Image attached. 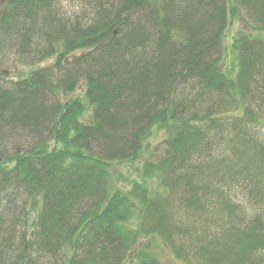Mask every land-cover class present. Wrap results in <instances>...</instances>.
<instances>
[{
  "label": "trees",
  "instance_id": "16d2710c",
  "mask_svg": "<svg viewBox=\"0 0 264 264\" xmlns=\"http://www.w3.org/2000/svg\"><path fill=\"white\" fill-rule=\"evenodd\" d=\"M74 1L0 0V264H264V0Z\"/></svg>",
  "mask_w": 264,
  "mask_h": 264
},
{
  "label": "rangeland",
  "instance_id": "374dc122",
  "mask_svg": "<svg viewBox=\"0 0 264 264\" xmlns=\"http://www.w3.org/2000/svg\"><path fill=\"white\" fill-rule=\"evenodd\" d=\"M62 6L67 12L78 10L77 9L78 3H76L74 0H62ZM254 23L255 22L252 21L247 16L246 12L242 11L240 17L235 19L234 22L230 24L231 26H229L228 30L226 31L224 44L226 50L230 54L228 57H226V61H224V69L227 73L231 74L230 75L231 77H235L236 74L235 71L236 67L234 65L236 63V54L234 52L232 44L234 43L238 33L256 34L257 25ZM16 61L17 59L12 61L10 65L14 64ZM165 137H166L165 133H162L159 137L156 136L154 140H152L153 146L157 143H161ZM227 139H229V137H227ZM223 141L224 140L220 139L217 140L215 144L213 142V144L216 145L222 143L223 145ZM149 155H150V151L147 153L146 157L148 158ZM154 156L156 157L157 153L154 154ZM142 162L143 161L137 162L132 167H130V165L127 164H115L112 169V179L114 186L118 189L126 190L132 185L133 181L141 180L140 172L137 171V166L140 165ZM218 179L220 180L221 178ZM237 179L239 181V183L236 184L237 194L239 196V199H241L245 203V208L248 210V213L250 215L257 214L260 212V210L264 213V207L262 206V202H264V197H263L264 195L261 192H259V188L256 191L250 193L249 188L246 186L247 183H245L242 180L241 176H239ZM152 184L155 185L154 181L152 182ZM256 203L258 206L256 205ZM257 207H261L262 209L259 210ZM175 214L178 217V212H175ZM212 214L216 218L214 219L216 220V222H214V220L211 221ZM202 215L204 216L202 220L205 221L207 227H211L212 230H217V232L220 230V226L222 225L221 222L222 220L221 217L217 215V213L211 211V212L202 213ZM193 217L194 215L192 214L191 218ZM182 221L184 222V224L188 225L186 220H182ZM198 227H199L198 229L201 230L205 226L200 227L199 225ZM186 241L191 242L192 240L186 237ZM147 245L151 246V252L153 253L154 256H156L160 260L162 264H181L178 260L174 259V256L170 254V250L168 248L164 251L165 248L164 242L161 239H159V242H156L152 238H141L137 243L136 247L137 250H139L140 248Z\"/></svg>",
  "mask_w": 264,
  "mask_h": 264
}]
</instances>
